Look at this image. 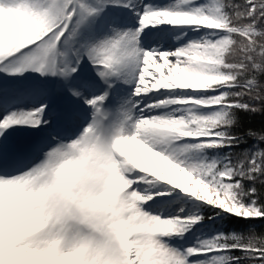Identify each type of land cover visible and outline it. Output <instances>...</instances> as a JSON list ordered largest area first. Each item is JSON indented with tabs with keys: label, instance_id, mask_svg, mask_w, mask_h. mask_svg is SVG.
I'll return each instance as SVG.
<instances>
[{
	"label": "snow or ice",
	"instance_id": "snow-or-ice-1",
	"mask_svg": "<svg viewBox=\"0 0 264 264\" xmlns=\"http://www.w3.org/2000/svg\"><path fill=\"white\" fill-rule=\"evenodd\" d=\"M264 0H0V264H264Z\"/></svg>",
	"mask_w": 264,
	"mask_h": 264
},
{
	"label": "trees",
	"instance_id": "trees-1",
	"mask_svg": "<svg viewBox=\"0 0 264 264\" xmlns=\"http://www.w3.org/2000/svg\"><path fill=\"white\" fill-rule=\"evenodd\" d=\"M243 125L245 128H253V129H261L264 128V117L256 116V117H242ZM214 227L228 230V231H247L249 227L255 228L257 233L264 232V220H255L251 223L246 222L244 220L232 219L229 217H225L223 219H218L215 222Z\"/></svg>",
	"mask_w": 264,
	"mask_h": 264
}]
</instances>
